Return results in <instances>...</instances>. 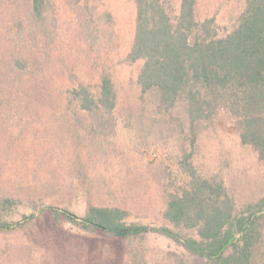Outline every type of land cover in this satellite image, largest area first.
Listing matches in <instances>:
<instances>
[{"label": "trees", "instance_id": "1", "mask_svg": "<svg viewBox=\"0 0 264 264\" xmlns=\"http://www.w3.org/2000/svg\"><path fill=\"white\" fill-rule=\"evenodd\" d=\"M132 2L123 45L103 0H0V136L38 124L43 187L87 198L82 212L47 201L14 218L23 200L2 191L0 234L63 218L97 237L89 264H264V0ZM230 134L254 152L251 182ZM126 156H140L148 184L160 175V224L128 220L107 180ZM152 234L177 249L148 245Z\"/></svg>", "mask_w": 264, "mask_h": 264}, {"label": "rangeland", "instance_id": "2", "mask_svg": "<svg viewBox=\"0 0 264 264\" xmlns=\"http://www.w3.org/2000/svg\"><path fill=\"white\" fill-rule=\"evenodd\" d=\"M103 1L111 12L115 36L120 44L124 45L130 40L133 32V2L132 0ZM6 21H8V15L1 14L0 24L3 23L0 27H3ZM136 71L137 65L135 64L123 66L119 76H130ZM228 125L226 117L218 121V126L225 131L231 130ZM19 127L21 126L11 127L4 138L0 136V171L2 173L0 192L11 190L14 195L23 200L17 206L13 217H20L23 213L29 214L37 209L36 206L40 207L43 202L47 201L67 205L71 209L82 212L87 199L84 189L77 186L70 188L67 185L62 189L61 194L51 195L50 190L43 187L45 166L42 163L43 140L40 136V126L36 124V130H25L21 134H19ZM225 137L226 146L235 153L239 161L236 168L237 174H246V181L251 182V179L258 175L254 152L250 148L240 147L235 135L230 134ZM153 156V154H147L143 157L152 161ZM126 157L123 162L115 163L114 168L109 169L108 167L107 180H112L120 186L119 201L126 203L131 210L128 220L160 224L162 222L160 218L161 198L157 189L160 175L153 176L148 184L145 176L139 178L137 175L141 169V160L138 158L140 156ZM35 186L38 191L34 190ZM44 191L49 195L44 194ZM27 193L31 195L30 200H28ZM114 197L92 194L91 201L106 203L110 200L109 203H119L118 200L114 201ZM51 224L52 226L48 228L40 226L37 229L17 233L0 234V264H89V254L100 252L96 236L86 233L63 218H59L56 222L52 220ZM146 243L164 250L177 249L171 240L160 235H149ZM90 264H95V254Z\"/></svg>", "mask_w": 264, "mask_h": 264}]
</instances>
